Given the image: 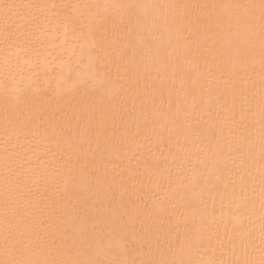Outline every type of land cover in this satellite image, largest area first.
Segmentation results:
<instances>
[{
	"label": "snow or ice",
	"instance_id": "6c2138e0",
	"mask_svg": "<svg viewBox=\"0 0 264 264\" xmlns=\"http://www.w3.org/2000/svg\"><path fill=\"white\" fill-rule=\"evenodd\" d=\"M0 264H264V0H0Z\"/></svg>",
	"mask_w": 264,
	"mask_h": 264
}]
</instances>
